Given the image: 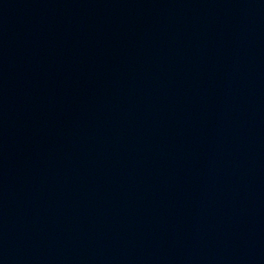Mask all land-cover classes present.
<instances>
[{"label":"water","instance_id":"obj_1","mask_svg":"<svg viewBox=\"0 0 264 264\" xmlns=\"http://www.w3.org/2000/svg\"><path fill=\"white\" fill-rule=\"evenodd\" d=\"M0 264H264V0H0Z\"/></svg>","mask_w":264,"mask_h":264}]
</instances>
